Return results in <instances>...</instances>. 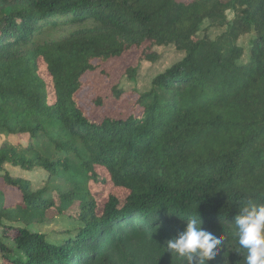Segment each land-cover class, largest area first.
<instances>
[{
  "label": "trees",
  "instance_id": "1",
  "mask_svg": "<svg viewBox=\"0 0 264 264\" xmlns=\"http://www.w3.org/2000/svg\"><path fill=\"white\" fill-rule=\"evenodd\" d=\"M167 45L181 57L128 113H87L86 73L136 51L122 73L135 80ZM0 135V222L14 243L0 241L1 264H184L164 247L193 215L213 235L224 225L208 264H244L228 230L239 207L264 203V0H0ZM108 181L127 194L98 210L91 183ZM72 206L73 236L28 228Z\"/></svg>",
  "mask_w": 264,
  "mask_h": 264
},
{
  "label": "rangeland",
  "instance_id": "2",
  "mask_svg": "<svg viewBox=\"0 0 264 264\" xmlns=\"http://www.w3.org/2000/svg\"><path fill=\"white\" fill-rule=\"evenodd\" d=\"M208 24L205 21L200 30H204ZM222 30V29H221ZM209 35L214 38L221 32L219 29H210ZM62 32L50 33L53 37L61 36ZM249 36L245 35L239 39V43L247 46ZM154 49L159 54V57L156 61H142L135 77V80H128L122 76L124 69L130 65L134 64L137 60L138 53L132 52L128 55L122 56L116 59H110L107 62L103 63L100 68L94 72L86 73L83 76V81L86 82L83 90L80 92V103L84 106L87 113L93 117H101L103 115H113V116H123L130 111L128 106L134 101L135 93L143 92L149 89L151 85L152 78L164 71L171 64L176 62L180 57L181 53L176 51L172 45L167 46H156ZM100 70H103L101 72ZM40 75L47 82L48 89H50V78L47 75L46 71L43 70V67H39ZM120 84V87L123 88V92L120 98H115L110 90L114 84ZM97 95L104 96L103 105L97 106L92 103V98ZM18 141L21 143H26L28 141V136H18ZM3 140V136L0 135V142ZM8 169L21 174L22 176L33 178L37 173L41 174V171L28 173L18 169H13L7 167ZM102 174H105V171L102 168H99ZM35 180H38L36 177ZM91 188L96 198L98 200V210L101 209V204L106 200L107 196L113 194L119 198H123L127 191L121 188L114 187L109 181L105 184L103 183H91ZM78 209L76 206H72L63 212H59L56 209L52 208L47 211L46 216L47 220L42 223L31 224L28 228L31 231H36L43 233L47 240L50 242H61L64 238L68 236H73L77 229L81 226L80 222L77 220ZM20 225L21 224H16ZM11 229H4L0 222V241H2L6 246H13V242L8 235L5 233H11ZM1 252V251H0ZM1 264V260H0Z\"/></svg>",
  "mask_w": 264,
  "mask_h": 264
},
{
  "label": "clouds",
  "instance_id": "3",
  "mask_svg": "<svg viewBox=\"0 0 264 264\" xmlns=\"http://www.w3.org/2000/svg\"><path fill=\"white\" fill-rule=\"evenodd\" d=\"M185 221L186 226L166 241L164 250L181 258L184 264H208L225 242L223 222L222 235H213L202 228L199 216ZM228 231L234 239L235 252L244 256V264H264V203L249 202L239 207Z\"/></svg>",
  "mask_w": 264,
  "mask_h": 264
}]
</instances>
